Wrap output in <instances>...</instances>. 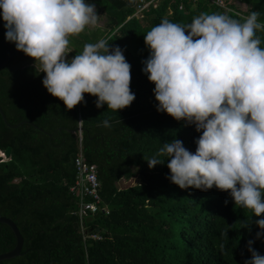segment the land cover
I'll return each mask as SVG.
<instances>
[{
    "label": "trees",
    "instance_id": "16d2710c",
    "mask_svg": "<svg viewBox=\"0 0 264 264\" xmlns=\"http://www.w3.org/2000/svg\"><path fill=\"white\" fill-rule=\"evenodd\" d=\"M85 2L103 14L106 34L86 28L70 37L69 57L100 39L110 48L119 47L131 65L135 100L114 112L107 105L97 109L96 97L85 94V103L67 110L47 93L44 74L34 64H8L0 70V110L8 125L21 123L9 128L0 118V216L11 220L22 237L20 255L0 264H245L251 258L246 244L256 237L255 222L264 215L258 218L235 206L229 193L215 187L181 190L167 178L164 156L159 157L162 164L148 167L146 161L174 138L194 153L202 133L157 112L155 85L143 72L150 54L143 36L162 19L187 25L202 13L243 22L257 11L258 22L264 24V0H228V10L203 0H157L140 19L132 17L136 0ZM4 35L0 18V39ZM257 36L264 47V31ZM78 130L83 160L96 167L99 198L106 208L85 223L101 239L86 243L72 214L76 199L68 193ZM7 148L9 157L2 158ZM134 178V185L117 187L119 181ZM14 244L10 229L0 224V254ZM252 247L264 255V236Z\"/></svg>",
    "mask_w": 264,
    "mask_h": 264
},
{
    "label": "clouds",
    "instance_id": "9594fccd",
    "mask_svg": "<svg viewBox=\"0 0 264 264\" xmlns=\"http://www.w3.org/2000/svg\"><path fill=\"white\" fill-rule=\"evenodd\" d=\"M259 12L243 22L222 13H202L181 25L167 19L144 35L149 57L143 72L155 85L157 112L202 133L195 152L173 139L146 162L167 158V177L185 189L229 193L235 206L264 215V47L257 31ZM94 4L85 0H0L5 40L34 61L47 93L67 110L96 97L97 109L118 112L135 100L131 65L123 50L105 39L86 43L71 60L70 37L98 26ZM108 126V121H104ZM227 204V201H225ZM250 225L246 229H250ZM246 244L245 264H264L252 245L264 236V218ZM226 235V233H225Z\"/></svg>",
    "mask_w": 264,
    "mask_h": 264
},
{
    "label": "built area",
    "instance_id": "2783aa9c",
    "mask_svg": "<svg viewBox=\"0 0 264 264\" xmlns=\"http://www.w3.org/2000/svg\"><path fill=\"white\" fill-rule=\"evenodd\" d=\"M157 0H136L132 17L140 19L142 13L150 6L154 7ZM207 4L224 10L227 9L228 0H203ZM181 9V6L178 7ZM81 136L77 134V154L73 159L74 180L68 187V193L76 199V210L72 213L77 218V232L83 243L88 241H99L101 235L94 229H89L85 220L95 214L106 212L99 198V181L97 179L96 167L83 160L81 153ZM2 155V154H1ZM3 158V155H2Z\"/></svg>",
    "mask_w": 264,
    "mask_h": 264
},
{
    "label": "water",
    "instance_id": "95a60500",
    "mask_svg": "<svg viewBox=\"0 0 264 264\" xmlns=\"http://www.w3.org/2000/svg\"><path fill=\"white\" fill-rule=\"evenodd\" d=\"M20 52L16 51L15 45L12 43H9L5 40V35L0 39V70L4 68L6 65H8ZM0 118L3 122V124L9 128H15L18 127L21 123H17L14 126H10L6 123L5 118L2 114V111L0 110ZM80 130V129H79ZM4 158L9 157V148H7L3 153ZM99 217V214H95L92 217H89L85 220L86 223L91 222L92 220H95ZM0 224H3L7 226L10 231L12 232L15 244L14 247L5 253L0 254V261L4 260H10L12 258H15L20 255V250L22 246V237L19 234L15 224L9 220L6 217L0 216Z\"/></svg>",
    "mask_w": 264,
    "mask_h": 264
},
{
    "label": "rangeland",
    "instance_id": "374dc122",
    "mask_svg": "<svg viewBox=\"0 0 264 264\" xmlns=\"http://www.w3.org/2000/svg\"><path fill=\"white\" fill-rule=\"evenodd\" d=\"M97 15L100 16L99 17V22H98V26L95 28H87L88 30H95V29H100L98 32L99 36H105L106 31L104 30V23H105V18L103 16V14L101 13V11H99L98 9H96ZM68 60H71V58L67 57ZM29 64H34V61L30 58H28L27 56H25L22 52H20V54H18L10 63L9 65L13 68H19L25 65H29ZM135 183H137V179H131L129 181H119L117 183V187L118 188H122L125 186H129V185H134Z\"/></svg>",
    "mask_w": 264,
    "mask_h": 264
}]
</instances>
